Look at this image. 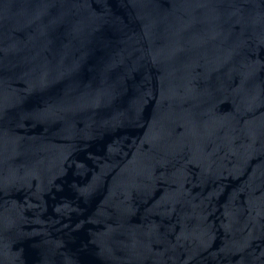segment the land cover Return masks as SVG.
Here are the masks:
<instances>
[{"label": "water", "instance_id": "water-1", "mask_svg": "<svg viewBox=\"0 0 264 264\" xmlns=\"http://www.w3.org/2000/svg\"><path fill=\"white\" fill-rule=\"evenodd\" d=\"M0 264H264V0H0Z\"/></svg>", "mask_w": 264, "mask_h": 264}]
</instances>
